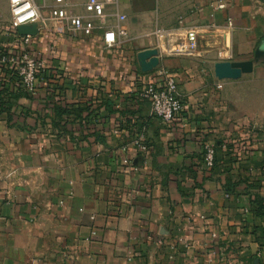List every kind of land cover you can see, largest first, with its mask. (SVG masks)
I'll use <instances>...</instances> for the list:
<instances>
[{
    "label": "crops",
    "instance_id": "0c3cea01",
    "mask_svg": "<svg viewBox=\"0 0 264 264\" xmlns=\"http://www.w3.org/2000/svg\"><path fill=\"white\" fill-rule=\"evenodd\" d=\"M218 1L118 0L103 27L126 37L105 49L102 30L71 36L49 19L54 0H34L38 94L0 66V264H264V64L238 80L213 74L217 62L253 59L264 0H223L225 11ZM86 2L69 9L85 16ZM189 29L196 54L168 55ZM22 38L0 0V54ZM148 49L159 63L144 74L136 54ZM162 72L183 103L168 123L138 98ZM55 106L88 109L90 130L73 115L53 122ZM138 138L144 151L130 146ZM206 143L218 146L211 170Z\"/></svg>",
    "mask_w": 264,
    "mask_h": 264
},
{
    "label": "built area",
    "instance_id": "2783aa9c",
    "mask_svg": "<svg viewBox=\"0 0 264 264\" xmlns=\"http://www.w3.org/2000/svg\"><path fill=\"white\" fill-rule=\"evenodd\" d=\"M118 0H87L85 8L86 15H75L68 5V0H54L55 7L49 12V19L64 22L66 29L71 36L81 34L84 37L93 36L94 32L102 30L103 35L100 43L105 49H112L120 40H124L126 34L123 30H113L104 28L105 7L115 4ZM9 8L10 24L14 31L20 26H31L44 20L38 13L34 0H6ZM217 11L227 10V3L219 0L215 6ZM228 29L233 28V21L226 20ZM157 35H164L163 31L157 30ZM185 40L179 42L175 47L166 50L171 56H194L197 52V32L189 29L185 33ZM30 36L23 37L19 48L10 53L0 54V66H7L16 74L21 88L29 95L38 94L37 78L40 74L44 62L31 54L27 47ZM160 82L149 79L138 92V98L147 102L150 114L162 123H168L183 113V103L178 92L174 78L162 72L159 75ZM264 140V136H263ZM143 140L138 138L130 143V146L144 151ZM225 147V146H224ZM127 146L123 148L126 152ZM216 147L213 143L203 145V164L206 170H211L214 165ZM124 165H128L127 159L123 160ZM93 220V218H91ZM95 236V231L91 230L90 238ZM215 238V236L213 235ZM86 241H89L87 239Z\"/></svg>",
    "mask_w": 264,
    "mask_h": 264
},
{
    "label": "water",
    "instance_id": "95a60500",
    "mask_svg": "<svg viewBox=\"0 0 264 264\" xmlns=\"http://www.w3.org/2000/svg\"><path fill=\"white\" fill-rule=\"evenodd\" d=\"M16 31L21 37L35 36L37 33L34 26H20ZM136 60L142 73H150L158 66V52L155 49L141 51L136 54ZM259 62L264 64V40L255 49L252 60L217 62L213 66V74L219 81L238 80L242 75L250 74L253 70V65Z\"/></svg>",
    "mask_w": 264,
    "mask_h": 264
},
{
    "label": "trees",
    "instance_id": "16d2710c",
    "mask_svg": "<svg viewBox=\"0 0 264 264\" xmlns=\"http://www.w3.org/2000/svg\"><path fill=\"white\" fill-rule=\"evenodd\" d=\"M12 74H13V76L15 75L13 71H12ZM3 106H4V103L2 102V99H1L0 100V112L5 111V108H3ZM87 112H88V109H78V110L69 111V110H66L65 108L55 106L53 108V122H55V120H57V121L60 120L63 116L69 117L70 115H73L75 117V119H78V121L80 123V127L83 130L88 131V130H90V128H88L90 124H89L87 118H89L90 114H89V112L88 113ZM83 113H86V115L87 114L88 115L84 118ZM92 135H94L98 141H101L97 131H93ZM215 147L217 150L218 146L215 145ZM215 161H216V155H215L214 165H215ZM214 165L212 168H214Z\"/></svg>",
    "mask_w": 264,
    "mask_h": 264
},
{
    "label": "rangeland",
    "instance_id": "374dc122",
    "mask_svg": "<svg viewBox=\"0 0 264 264\" xmlns=\"http://www.w3.org/2000/svg\"><path fill=\"white\" fill-rule=\"evenodd\" d=\"M178 42H182L185 40V37H177Z\"/></svg>",
    "mask_w": 264,
    "mask_h": 264
}]
</instances>
